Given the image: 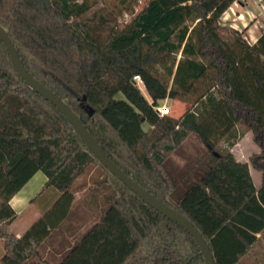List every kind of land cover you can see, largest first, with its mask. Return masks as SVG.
<instances>
[{
    "label": "trees",
    "instance_id": "1",
    "mask_svg": "<svg viewBox=\"0 0 264 264\" xmlns=\"http://www.w3.org/2000/svg\"><path fill=\"white\" fill-rule=\"evenodd\" d=\"M241 1L150 0L118 30L103 17L86 18L89 0H0V25L29 74L118 168L195 225L216 264H239L264 238V30L251 45L222 21ZM33 3L45 24L34 48L21 38ZM167 99L192 108L180 118L160 116L156 107ZM239 125L260 149L250 157L259 187L232 152L245 136ZM191 135L207 148L206 169L176 171L170 157ZM94 168L100 174L87 186ZM39 171L48 179L35 198L41 215L13 234L11 200ZM181 183L187 190L176 196ZM74 218L78 226L61 233ZM0 241V264H206L195 238L126 187L26 84L1 39Z\"/></svg>",
    "mask_w": 264,
    "mask_h": 264
},
{
    "label": "rangeland",
    "instance_id": "2",
    "mask_svg": "<svg viewBox=\"0 0 264 264\" xmlns=\"http://www.w3.org/2000/svg\"><path fill=\"white\" fill-rule=\"evenodd\" d=\"M149 1L150 0H89V2L93 4V9L86 15V18H94V16H96V21H99V18L103 17L111 21V27L115 26L118 28V30H122L126 24L131 22V20L145 8ZM34 3V9H31L30 11L29 21L27 25H25L21 30V38L23 39V42L29 46L31 45L30 47L33 48L35 45L34 43H36V41L42 37L45 30L44 20L40 17L37 6ZM247 9H254L256 12L257 18L254 21L258 29L262 32V26H264V0H243L241 2H236L224 14L222 18L223 23L230 24L235 28L242 30L243 27L237 18L241 13H245V11L247 12ZM178 58H181L180 54L178 55ZM155 69L160 76L164 77L166 75L163 65H157ZM140 90L142 91L143 95L149 101H151L146 88L142 87ZM120 97L123 96L120 95ZM159 105L168 106L170 108L169 116L174 118H180L188 109L192 108V104L190 103H184L180 100L172 99H167L163 102H160ZM144 128L148 129V125L145 124ZM239 130L240 132H244L245 136L239 140L237 145L232 149V152L236 158L250 159V157L253 154L258 153L260 149L253 139L252 132L246 126L239 125ZM226 147L227 144L224 141L219 145V148L221 149ZM170 159L172 161V167H174L176 171L188 168L194 173L196 170L206 169L205 164L206 160L208 159L207 148L196 135H191V137L185 141L181 148L175 154H173ZM99 174L100 170L94 168L92 170L91 176L86 177L84 182L87 183V186L92 184L94 178L98 177ZM257 174L260 176V173ZM187 186L188 185L181 183L176 191V196L182 195L187 190ZM81 192L82 191L79 193L80 195ZM83 207L85 210V206ZM30 223L31 211H28L26 214L15 220V222L10 226L9 231L13 234H16L18 231L23 232L30 225ZM71 225L78 226V221L75 220V218L72 221H67L65 227L61 229V233L66 235V229L67 227L71 229ZM52 249L56 250L54 248ZM48 252L49 250L45 253L46 257H48ZM239 264H264V238L253 245L249 254L246 255L239 262Z\"/></svg>",
    "mask_w": 264,
    "mask_h": 264
},
{
    "label": "water",
    "instance_id": "3",
    "mask_svg": "<svg viewBox=\"0 0 264 264\" xmlns=\"http://www.w3.org/2000/svg\"><path fill=\"white\" fill-rule=\"evenodd\" d=\"M0 39L4 42L8 53L11 57L12 63L20 74L26 84L35 90L38 94L44 97L47 101L56 106L69 122L76 128L77 132L84 139L88 147L92 150L95 156L100 162L115 175L126 187H128L133 193L138 195L144 202L155 210L168 217L170 220L183 226L197 241L201 247L202 253L205 258L206 264H216L213 253L209 244L195 227V225L184 215L179 213L173 207L167 205L156 196L152 195L145 188L134 182L128 177L118 166L108 157L105 151L98 145L93 136L89 133L87 128L81 123L79 118L70 110V108L59 98L54 92L35 80L25 68L22 60L20 59L17 49L13 44L7 31L0 25ZM89 114L92 115L93 110L89 109Z\"/></svg>",
    "mask_w": 264,
    "mask_h": 264
},
{
    "label": "crops",
    "instance_id": "4",
    "mask_svg": "<svg viewBox=\"0 0 264 264\" xmlns=\"http://www.w3.org/2000/svg\"><path fill=\"white\" fill-rule=\"evenodd\" d=\"M261 11V10H259ZM257 18L254 9H247V12L241 13L237 18L240 21L243 31L245 32V38L252 45L257 42L262 32L258 29L255 24V19ZM245 20V21H244ZM234 27V26H233ZM235 28V27H234ZM239 29V28H237ZM237 161L242 163H248L250 165V159L236 158ZM251 175L253 177L254 183L257 187L261 185V173L255 170L250 165ZM260 173V176L257 174ZM34 181V182H33ZM47 176L39 171L37 172L28 183L12 198L11 206L17 213V218L23 216L28 211H31V223L30 225L40 217L41 209L39 204L35 201V198L41 192L45 184L47 183ZM45 200H40V205L43 206ZM15 222V221H14ZM30 225L25 229V231L30 227ZM24 232V231H23ZM23 232H16L17 235H21ZM50 250V248H49Z\"/></svg>",
    "mask_w": 264,
    "mask_h": 264
},
{
    "label": "built area",
    "instance_id": "5",
    "mask_svg": "<svg viewBox=\"0 0 264 264\" xmlns=\"http://www.w3.org/2000/svg\"><path fill=\"white\" fill-rule=\"evenodd\" d=\"M262 29L264 30V26H262ZM134 81L139 89L142 87H145L144 82L140 76H135ZM156 111L160 116L169 115L170 114V108L166 105H158L156 107Z\"/></svg>",
    "mask_w": 264,
    "mask_h": 264
}]
</instances>
